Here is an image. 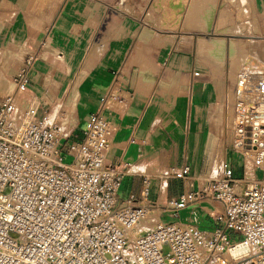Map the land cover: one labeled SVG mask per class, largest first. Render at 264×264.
<instances>
[{
  "label": "crops",
  "instance_id": "crops-1",
  "mask_svg": "<svg viewBox=\"0 0 264 264\" xmlns=\"http://www.w3.org/2000/svg\"><path fill=\"white\" fill-rule=\"evenodd\" d=\"M148 3L0 0V102L31 54L35 58L27 94L45 97L51 110L62 105L68 143L83 138L88 117L106 92L113 89L127 97L105 109L115 125L105 159L123 172L121 199L141 203L149 183L148 198L156 200L161 211L167 197L197 185L194 178L210 173L222 160L241 175L242 159L232 147L225 105L243 62L264 58V31L250 32L261 37L246 41L239 36L244 31L238 32V24L232 25L233 32L219 31L231 17L238 18L226 8L216 16L218 0H206L200 20L188 16L187 0L186 16L174 9L168 16L162 11L158 26V18L151 22L143 16L145 10L149 13ZM248 7L250 27L257 30L256 23L264 25V0H251ZM180 24L202 32L214 24L218 31L178 33ZM184 164L190 167L189 177L162 176L164 170ZM211 204L216 206L206 199L190 203L177 211L184 217L178 220L211 229Z\"/></svg>",
  "mask_w": 264,
  "mask_h": 264
},
{
  "label": "built area",
  "instance_id": "built-area-1",
  "mask_svg": "<svg viewBox=\"0 0 264 264\" xmlns=\"http://www.w3.org/2000/svg\"><path fill=\"white\" fill-rule=\"evenodd\" d=\"M34 58L0 102V264H264V58L244 61L225 105L241 175L222 160L195 177L197 185L167 197L161 211L148 198L149 183L141 203L121 199L123 172L105 159L115 130L105 109L127 97L106 92L83 138L64 154V108L51 110L48 99L27 94ZM189 171L184 164L162 176L186 178ZM205 199L216 203L207 209L211 229L160 217Z\"/></svg>",
  "mask_w": 264,
  "mask_h": 264
},
{
  "label": "rangeland",
  "instance_id": "rangeland-1",
  "mask_svg": "<svg viewBox=\"0 0 264 264\" xmlns=\"http://www.w3.org/2000/svg\"><path fill=\"white\" fill-rule=\"evenodd\" d=\"M186 1L187 0H155V1L149 0L148 7H147V10L149 13L145 15V13H146V10H145L143 16H145V18L151 22L156 21L158 18L157 25L161 21V17L163 15L162 11L164 12V14L166 13V15L168 16L173 11L172 9H174V12L179 11V15L184 17L187 15V13L185 11L186 9L183 11V6H185ZM250 1L251 0H234V1L218 0L216 16L218 15V12L221 8H226L231 13V16L235 15L238 18V20L236 21L235 19H233L231 17V21L228 22L226 24V26L223 27V29L219 30V31L233 32V31H231L232 25L235 26L238 24L240 26L239 27L240 30L238 32L244 31L243 34L239 35L244 39V41H246V38H248V37H254V38L255 37H261L260 34L254 33V35H252V33H250V32L261 33L264 31V25H261V24L258 25L256 23L257 30H254L250 27V20L251 19L248 18V15L250 14L248 2L250 3ZM188 2H189V5H191L189 12H188V16L189 17L190 16L195 17V20L202 19V17H203V9L202 8L205 7L206 0H188ZM171 4H172V7H171ZM167 6H168V9H167ZM244 8H248V11H247L248 13L245 11ZM212 15L213 14L211 12L209 15L208 21L211 19ZM205 25H202V26L201 25H195L194 28L195 29H199V28L205 29ZM176 29H177L178 33H194V34H200V35H203V34L204 35H216L215 33L218 31V30H216L214 24L208 32L194 31L193 28H192L193 31H191V26L190 25L188 26L187 24H183V25L180 24L178 27H176ZM230 36H234V35H230ZM67 146H68V142L66 141V139H64V144H63L64 154L66 153ZM68 160H71V158L68 156H65V161H68ZM240 165H241L240 160L236 159L234 161V166H235V168H237V170L240 169ZM173 186L174 187L176 186V181L173 182ZM171 192L172 191H169V188H168V193L170 194ZM153 199H155L154 196H153ZM161 218L163 220H172V219H183L184 217L182 214H179V213L175 217H171L166 212H163L161 215Z\"/></svg>",
  "mask_w": 264,
  "mask_h": 264
},
{
  "label": "bare ground",
  "instance_id": "bare-ground-1",
  "mask_svg": "<svg viewBox=\"0 0 264 264\" xmlns=\"http://www.w3.org/2000/svg\"><path fill=\"white\" fill-rule=\"evenodd\" d=\"M250 173H251V163H250V161H247L246 162V174H250ZM146 227H147V224H145V223L141 224V225H139V226H137L135 228V232L138 233V232L142 231Z\"/></svg>",
  "mask_w": 264,
  "mask_h": 264
}]
</instances>
